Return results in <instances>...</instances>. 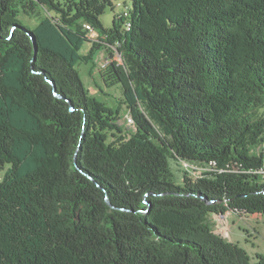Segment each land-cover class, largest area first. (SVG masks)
Here are the masks:
<instances>
[{"label": "trees", "instance_id": "16d2710c", "mask_svg": "<svg viewBox=\"0 0 264 264\" xmlns=\"http://www.w3.org/2000/svg\"><path fill=\"white\" fill-rule=\"evenodd\" d=\"M130 2L107 29L111 0H0V264H264L211 222L264 216V0ZM87 26L123 56L117 109L80 76Z\"/></svg>", "mask_w": 264, "mask_h": 264}, {"label": "rangeland", "instance_id": "374dc122", "mask_svg": "<svg viewBox=\"0 0 264 264\" xmlns=\"http://www.w3.org/2000/svg\"><path fill=\"white\" fill-rule=\"evenodd\" d=\"M111 1L113 9L108 8L100 18L103 26L107 29L113 26L114 17L116 16L119 20L120 15L125 11V7L131 5L130 0ZM43 15H45V11H42V17ZM29 23L31 26H35L37 19L29 20ZM90 41L91 43L101 44L102 47L94 55L93 61L80 63L78 66L80 76L91 96L104 102L107 106L117 109L120 106V102L124 100L123 89L120 85L108 86L104 81L103 75H105L113 61L123 64V56L118 52L117 45L112 46L100 42V36L96 32L90 35ZM91 43L84 45L81 50L82 55L86 56L89 53ZM119 117L118 124L120 127H123L127 133L136 132L135 123L125 106L122 107ZM169 165L174 176V181L179 185L182 184L185 173H188V176L191 178L202 176L204 173L199 172L195 168H188V165L184 162L174 159L169 160ZM5 172H0V181L3 179ZM211 222L217 233L246 249L252 258H255V255L258 253L264 254V216L245 215L229 211L224 216L212 217Z\"/></svg>", "mask_w": 264, "mask_h": 264}, {"label": "built area", "instance_id": "2783aa9c", "mask_svg": "<svg viewBox=\"0 0 264 264\" xmlns=\"http://www.w3.org/2000/svg\"><path fill=\"white\" fill-rule=\"evenodd\" d=\"M118 5L120 6V4H118ZM129 10H130V7L127 5V7H125L124 13L120 15V18L126 17L129 13ZM130 26H131L130 23L127 21L125 24V28L129 29ZM87 29L89 30V39H90V35L92 33H94L95 30L93 28H91L90 26H87ZM252 154H256V155H259L261 157L262 165L258 170L254 171V173L259 176L261 183H264V141L261 143V145L258 148L254 149L252 151ZM212 165H214V163H212ZM190 168H195L199 172H203V171L207 170V168H201V167H195V166H191ZM215 217H219V216H215Z\"/></svg>", "mask_w": 264, "mask_h": 264}]
</instances>
